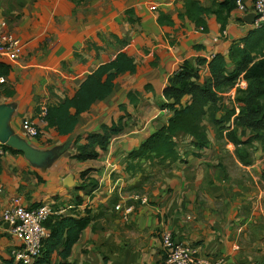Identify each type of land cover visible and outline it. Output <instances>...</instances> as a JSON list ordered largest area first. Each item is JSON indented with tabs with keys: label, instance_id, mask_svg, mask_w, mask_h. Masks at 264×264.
<instances>
[{
	"label": "crops",
	"instance_id": "crops-1",
	"mask_svg": "<svg viewBox=\"0 0 264 264\" xmlns=\"http://www.w3.org/2000/svg\"><path fill=\"white\" fill-rule=\"evenodd\" d=\"M185 1L0 0V31L24 42L18 61L2 62L10 71L0 83V104L13 109L14 133L46 155L41 165L11 147L0 155V215L20 198L27 206L51 203L52 216L75 208L91 218L68 257L57 250L52 264H164L165 230L178 241L198 244L210 259L223 258L224 264H264L263 144L247 146L250 162L244 163L214 122L205 119L206 147L178 132L175 161L127 157L168 122L173 112L161 107L168 102L164 89L182 63L227 54L232 42L251 29L236 8L224 28L214 14L207 15L204 30L184 15ZM198 1L216 7L222 0ZM121 50L136 59L137 71L120 75L113 93L82 113L72 133L47 129L38 116L40 103L72 96L89 73ZM200 74L201 81L209 77L206 63ZM130 93L138 98V106L130 101ZM236 95V88H229L219 103L232 108ZM127 112L129 127L112 138L100 157L73 158L77 138L85 144V136L118 122ZM25 119L40 126L37 139L28 140L22 129ZM236 135L245 141L251 130L239 126ZM144 196L147 203L137 199ZM118 203L134 205L127 218L116 209ZM19 245L0 224V264L11 259V250Z\"/></svg>",
	"mask_w": 264,
	"mask_h": 264
},
{
	"label": "trees",
	"instance_id": "trees-1",
	"mask_svg": "<svg viewBox=\"0 0 264 264\" xmlns=\"http://www.w3.org/2000/svg\"><path fill=\"white\" fill-rule=\"evenodd\" d=\"M235 9L236 0H222L216 7L203 6L198 0H186L184 15L205 30L206 16L214 14L224 28ZM131 12L132 10L127 11L128 14ZM205 63L210 75L201 81L200 66ZM137 68L136 59L123 50L115 57L100 63L81 81L72 96L60 98L56 103L48 105L44 116L45 127L54 129L61 135L72 133L79 123L80 115L89 111L96 102L110 96L120 75L135 73ZM9 71L10 66L0 62V76L8 75ZM233 87L236 88L237 95L233 107L228 108L219 103L220 94ZM8 92L9 95L12 94V91ZM164 95L168 102H163L161 107L169 108L173 112L168 122L147 137L137 149L129 152L127 157L175 161L178 157L175 140L178 132L192 135L196 146L206 147L209 139L204 121L209 119L234 146L241 160L249 163L250 153L247 146L254 142L264 145V25L251 28L245 36L234 40L227 54L215 53L209 60L197 57L194 64L185 60L170 76ZM186 96L189 98L184 100ZM129 98L135 107L138 106V98L133 93L129 94ZM37 112L39 113V107ZM218 113H221L220 117ZM128 115L131 114L127 112L111 125L103 124L99 132L89 133L84 137L85 144H79L81 138H77L75 144L78 151L73 158L86 161L100 157L107 150L112 138L129 127L124 120ZM239 126L251 130L250 137L245 141L236 135ZM86 174L83 172L81 177L85 178ZM72 210V213L66 215H51L44 222L49 236L43 242L42 255L32 264H52V254L57 250L63 258L68 257L81 231L91 220L90 217L79 214L75 208ZM5 264L23 263L16 262L11 257L5 260Z\"/></svg>",
	"mask_w": 264,
	"mask_h": 264
},
{
	"label": "built area",
	"instance_id": "built-area-1",
	"mask_svg": "<svg viewBox=\"0 0 264 264\" xmlns=\"http://www.w3.org/2000/svg\"><path fill=\"white\" fill-rule=\"evenodd\" d=\"M248 3L250 5H248ZM236 8L242 14H253L251 28H259L264 25V0H236ZM2 27L6 23L2 22ZM23 40L9 31H0V62L13 63L23 55ZM6 82L5 76H0V83ZM48 103L39 105L38 116L46 125L44 116ZM22 129L27 137L41 135L40 126L32 119L22 122ZM6 144L0 141V155L6 151ZM142 203H147V197H137ZM14 203L3 209L0 215V224H8L10 233L19 239L20 245L11 250L10 255L16 262L32 264L42 255L44 240L49 236V230L44 222L53 214L51 203L43 202L31 207L23 204L20 198H14ZM116 209L122 210L123 217L127 218L134 209V205L118 203ZM161 247L165 255L164 264H224V259L218 257L210 259L209 256L200 253L198 244H188L178 241L170 230H165L161 235Z\"/></svg>",
	"mask_w": 264,
	"mask_h": 264
},
{
	"label": "water",
	"instance_id": "water-1",
	"mask_svg": "<svg viewBox=\"0 0 264 264\" xmlns=\"http://www.w3.org/2000/svg\"><path fill=\"white\" fill-rule=\"evenodd\" d=\"M254 15L248 14L245 19L253 22ZM13 109L8 104H0V141L8 147L17 149L23 152L26 157L36 165H41L42 159H45L44 152L34 149L24 138L15 134L10 126ZM161 125L158 126L160 128ZM73 178L72 176L70 179ZM72 185V184H71ZM8 227V224H5Z\"/></svg>",
	"mask_w": 264,
	"mask_h": 264
},
{
	"label": "rangeland",
	"instance_id": "rangeland-1",
	"mask_svg": "<svg viewBox=\"0 0 264 264\" xmlns=\"http://www.w3.org/2000/svg\"><path fill=\"white\" fill-rule=\"evenodd\" d=\"M35 139H37L36 137H28V140H35ZM253 144H256V142L255 143H253ZM186 243H188V244H193V243H191L190 241H188V242H186Z\"/></svg>",
	"mask_w": 264,
	"mask_h": 264
}]
</instances>
